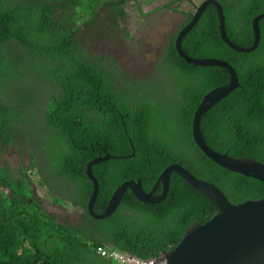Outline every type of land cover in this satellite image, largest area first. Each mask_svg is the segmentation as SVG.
<instances>
[{"label":"trees","instance_id":"1","mask_svg":"<svg viewBox=\"0 0 264 264\" xmlns=\"http://www.w3.org/2000/svg\"><path fill=\"white\" fill-rule=\"evenodd\" d=\"M142 1L0 0V156L20 139L17 134L23 125L17 120L31 121L28 104L10 96L3 102L5 86L12 70H23L33 61L38 67L36 77L44 84L40 115L60 147L54 177L84 210L81 223L72 225L57 221L40 205L29 170L36 164L35 152L29 153L30 166L21 165L17 173L0 164V264H116L99 254V247L156 260L177 246L191 225L205 223L217 213L213 200L172 173L162 202L144 203L128 189L110 217L94 219L87 210L94 186L86 166L106 154L115 158L92 166L99 183L96 214L104 212L125 181L140 180L150 191L174 163L214 183L234 204L264 197V182L217 165L194 141L196 109L206 93L228 84L231 74L219 66L190 64L177 52L175 38L192 18V11L181 8L184 0L163 6L186 19L147 77L121 69L113 58L80 43L81 25L96 26L110 35L118 32V22H126L123 6L128 2L144 16L160 9L144 13ZM219 1L228 38L242 48L251 47L252 19L264 12V0ZM85 5L93 20H85L80 11ZM106 17L113 21L111 26ZM259 28L256 50L235 51L223 41L216 8L209 5L185 36L182 48L194 58L229 62L239 78L240 86L201 118L207 144L220 153L264 163V18ZM160 73L168 75V88H162L165 82L156 77ZM144 88L147 92L142 94L138 89ZM149 89L156 91V97ZM49 179L45 176L40 183L45 186Z\"/></svg>","mask_w":264,"mask_h":264},{"label":"water","instance_id":"2","mask_svg":"<svg viewBox=\"0 0 264 264\" xmlns=\"http://www.w3.org/2000/svg\"><path fill=\"white\" fill-rule=\"evenodd\" d=\"M209 5L216 8L223 41L238 52L248 53L256 50L261 39L259 21L264 18V13H261L252 20L254 43L249 48H242L235 45L227 36L224 8L221 2L204 0L196 7L191 20L178 32L175 48L185 61L196 66L223 67L231 74L228 84L204 95L194 113L192 135L201 151L217 165L264 182V163L247 157H232L212 149L201 130L202 116L240 86L237 72L229 62L218 58H194L182 48L185 36L197 24ZM133 155L134 153L129 157ZM111 158L115 156L106 154L96 157L86 166V173L94 186L87 210L94 219L102 220L110 217L118 209L128 189L132 190L134 195L144 203L162 202L168 195L172 173L179 174L191 186L213 200L218 207L217 213L210 220L205 223L197 221L191 225L180 243L164 252L155 264H264V197L234 204L214 183L200 179L182 165L174 163L165 168L150 191L144 190L140 180L125 181L115 190L104 212L96 214L94 205L99 195V183L92 172V166ZM158 188H162L159 194L156 193Z\"/></svg>","mask_w":264,"mask_h":264},{"label":"rangeland","instance_id":"3","mask_svg":"<svg viewBox=\"0 0 264 264\" xmlns=\"http://www.w3.org/2000/svg\"><path fill=\"white\" fill-rule=\"evenodd\" d=\"M168 1L145 0L142 1L141 7L143 12L147 13ZM203 1L184 0L181 8L194 12ZM176 5L173 4V6ZM80 11L84 12L85 20H93L92 12L87 5ZM155 11L144 16L133 2H128L123 6L126 22H118V32L110 35L107 31L97 29L96 26L81 25L80 43L103 56L113 58L121 69L128 70L139 77H147L150 71H153L151 68L159 61L160 52L186 19L183 14L174 11L165 9ZM108 19L106 17L104 21L106 23L110 21L111 26L113 21ZM123 28L128 32V37L123 35ZM36 71H38L37 64L30 61L27 65L24 64L23 70L11 71L13 77L5 86L7 94L5 100L8 101L10 96L12 100L28 104L27 112L31 115V121L25 122V127H21L23 135L19 137L16 144L0 156V164H7L17 173L21 165L24 168L30 166L29 153L35 152L37 165L35 164L33 170H29L32 172V187L36 199L49 214L56 217L57 221L77 225L82 221L84 210L74 203V196L69 188L54 177L53 168L56 166L60 147L58 137L40 118V113L43 111L44 84L36 77ZM156 77L165 82L162 88H168L170 79L167 74L160 73ZM45 176L50 179L44 186L40 182ZM56 199L60 200L56 202Z\"/></svg>","mask_w":264,"mask_h":264},{"label":"built area","instance_id":"4","mask_svg":"<svg viewBox=\"0 0 264 264\" xmlns=\"http://www.w3.org/2000/svg\"><path fill=\"white\" fill-rule=\"evenodd\" d=\"M98 253L103 257L114 261L116 264H155L156 260H142L131 254L121 252L114 248L99 247Z\"/></svg>","mask_w":264,"mask_h":264},{"label":"flooded vegetation","instance_id":"5","mask_svg":"<svg viewBox=\"0 0 264 264\" xmlns=\"http://www.w3.org/2000/svg\"><path fill=\"white\" fill-rule=\"evenodd\" d=\"M149 74H151V72L149 73ZM142 94L143 93H145V92H147V90H146V88H144V89H138ZM149 94L150 95H152L153 97H156V91L154 90V89H149ZM6 100L4 99L3 100V102H5ZM12 116H15V117H18V118H20L17 114H13ZM41 118V120H42V117H40ZM17 122L19 123V124H21V125H23L24 126V124H25V121L24 120H22V119H18L17 120ZM18 137H21V135H23V131H22V129L20 128V131L18 132ZM161 193V192H160Z\"/></svg>","mask_w":264,"mask_h":264},{"label":"clouds","instance_id":"6","mask_svg":"<svg viewBox=\"0 0 264 264\" xmlns=\"http://www.w3.org/2000/svg\"><path fill=\"white\" fill-rule=\"evenodd\" d=\"M170 1H171V0H169L167 3H169ZM188 1L191 2V0H188ZM167 3L163 4L162 6H160V7H159V8H160L159 10L165 9V10H169V11H171L170 9L163 8V6L166 5ZM173 4H177V3H173ZM173 4H172V6H173ZM221 4H222V3H221ZM198 6H199V5H198ZM195 9H196V8H195ZM263 13H264V12H263ZM260 14H261V13H260ZM258 15H259V14H258ZM192 16H193V12H192ZM256 16H257V15H256ZM256 16H255V17H256ZM255 17H254V18H255ZM254 18H253V19H254ZM253 19H252V20H253ZM225 25H226V22H225ZM180 30H181V29H180ZM226 33H227V32H226ZM227 36H228V35H227ZM176 37H177V36H176ZM175 39H176V38H175ZM235 45H236V44H235ZM161 52H162V51H161ZM161 52H160V54H161ZM160 54H159V56H160ZM42 106H43V108H44V103L42 104ZM41 117H42V115H41ZM158 194H159V193H158Z\"/></svg>","mask_w":264,"mask_h":264}]
</instances>
